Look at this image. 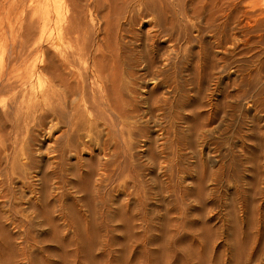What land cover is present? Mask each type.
<instances>
[{"label":"rangeland","instance_id":"1","mask_svg":"<svg viewBox=\"0 0 264 264\" xmlns=\"http://www.w3.org/2000/svg\"><path fill=\"white\" fill-rule=\"evenodd\" d=\"M92 1L0 0V86L3 80L21 77L27 67L36 68L27 81L20 79L17 89L0 94V118L11 112L15 93L20 101L37 90L63 89L40 69L47 64L42 63L44 56L66 50L70 35L59 39L60 28L68 27L74 14L63 13L62 7L65 11L80 2L91 49L101 43L96 27L104 24L102 14L109 5L97 8ZM219 4L214 21H199L206 27L199 38L196 32L183 35L173 42L175 47L159 38L156 67L149 68L147 61L133 65L129 86L135 93L124 92L134 110L127 126L146 134L130 128L119 131L116 160L108 172L97 169L107 177L102 200L89 196L90 208L78 213L89 226L80 230L86 243L78 242V231L65 229L62 220L57 240L54 231L38 225L41 217L32 209L38 205L34 191L41 169L26 167L27 152L43 164L60 161V146L68 138L66 126L56 118L42 127L31 121L29 132H17L10 125L9 131L0 132V140L8 139L6 144L12 145L0 169V264H264V0ZM120 5L124 12L115 16L113 43L118 41L124 55L136 58L138 42L132 36L119 35L117 40L118 33L132 28L142 35L145 49L152 24L146 18L132 25L130 13ZM202 47L204 60L199 54ZM159 70L166 82L157 75ZM92 91L85 100L92 99ZM159 98L167 104L156 103ZM93 101L87 104L78 97L74 101L85 114L80 129H88L86 121L96 120L98 133L91 134L100 142L88 137L94 150L86 149L81 157L106 162L110 153L100 149L112 131L113 116ZM59 102L53 104L60 109ZM33 134L37 141L26 145ZM69 161L75 164L78 157ZM7 176L14 192L5 198L2 186ZM29 181L33 187H24ZM72 191L64 194L66 202H82L83 195ZM53 215L59 220L57 213ZM74 240L80 243L77 248ZM60 242H65L64 248Z\"/></svg>","mask_w":264,"mask_h":264},{"label":"bare ground","instance_id":"2","mask_svg":"<svg viewBox=\"0 0 264 264\" xmlns=\"http://www.w3.org/2000/svg\"><path fill=\"white\" fill-rule=\"evenodd\" d=\"M220 1L221 0H93L94 7L97 8H104L105 4L109 5V9L103 11L102 14L104 24L96 27L98 28V33L96 35L99 36L101 43L97 44L94 50L91 49L87 41L86 27L81 12H79L80 2H77L72 8H66L65 6V11L62 7L63 13L71 12V15L74 14L70 16V25L68 27L66 26V28H60L63 34H61L59 39L65 37L66 34L70 35L68 43L65 45L66 50L65 52L61 51L58 56H44L42 63L46 60L47 64L44 63L40 69L42 71H48L52 81H59V85L63 89L58 93H51L46 90L39 91V93L37 90L36 93L32 92L22 97L20 101L17 99V94L15 93L10 100L12 101L11 112H5L4 117L0 118V132L9 131L8 125L13 129L16 128L17 132L23 130L29 132L31 129V121L40 124L42 127L47 124L48 121L56 118L59 120L58 124L62 123L66 126L68 138L66 145L60 146L62 149L61 153L58 152L61 158L60 161L54 162L55 164L53 162L43 164L35 158L32 152H27L29 162L26 167H30V169H41L39 188L37 191H34V193L38 195V205L33 204L32 209L37 211L38 215L41 217L38 225L54 231L57 234V240V236L58 234L60 236V231L62 230L61 223L59 222L60 220H62L65 229L78 231L77 233L80 236V238L77 236L78 242H80L79 240H85L82 238H86V236L84 237L83 235L82 237L80 230H85V228L87 229L89 226L88 224L82 223L78 213H81L86 207L90 208L87 203L89 196L97 197L99 202L102 200L101 190L104 186L103 182L105 183L107 177L104 178L99 171L108 172V167L113 163V155L116 153L118 143L121 142L118 132H123L125 128H130V130H138L143 135L146 134L143 129H136L131 125L129 127L127 126L128 121L126 119L128 116H131L132 113L134 114V110L130 109L132 106L131 102L125 99L124 92L128 90L130 95L135 93L129 86V79L134 76L133 65H137L140 61H147L148 67H156L154 50L157 48V44L159 43H157V39L159 38L164 37L166 39L164 41L173 43L174 41H179L183 35L194 32H196L194 35H198L199 38V35L203 32L204 28H206L201 26L199 21H204L206 24H210L214 21L215 6L217 3L219 4ZM120 3H123L126 12L130 13L129 19L132 25H135L138 20L141 22V20L146 18L147 20L145 21H150L152 24V26L148 28L150 38H148L147 42L145 41V49L142 48L141 44L143 42L142 35H139V33L135 32L132 28L130 30H125V28L120 29L118 33L117 40L120 39L119 35L121 39L126 38L125 36H132L134 38L133 41L135 43L138 42V47L134 48V56L136 58L131 54L128 56L124 55L121 51L122 46H118V41L117 44L113 43L112 38L114 31L112 29L116 21L115 16L124 12ZM199 18L201 19L196 20ZM131 24L130 26L133 27ZM80 41H82V44H79ZM170 46L175 47V44L173 43ZM168 48L170 49V47ZM204 49L206 50V48L202 47L199 51L200 59H203V56L206 55ZM145 51H147V53ZM88 59H90L91 66L88 65ZM82 63L85 64V66L82 67ZM35 71V67H27L23 73H20L21 77L15 80L5 78L6 80H3L0 86V94L6 95L7 93H11L22 84L20 83L22 79L27 81L29 74ZM126 74L127 77H129L127 80H125L127 77L124 78ZM157 75L161 76L162 82H166L165 74L162 70L157 71ZM2 76L3 75H1V78ZM94 84H98L97 86L99 88L97 90H95ZM90 91H92L91 94L93 95L92 99L89 100H94L93 102H96L98 106L102 105L103 108L105 107V111H110V114L113 116V121L110 117L113 127L110 129L112 131L109 132V137L107 136V139L102 140V149L99 148L105 155L110 153L106 162L98 161L99 163H96L94 161L95 158L92 159L93 157L88 160L81 157L82 152L86 151V149H91V151L94 150L90 148L91 142H87V140H89L88 137L91 138V140H96L98 144H100L97 134H91L92 131H96V120L95 122H93L92 119L88 122L86 121L88 129H80V126L84 123L85 114L80 107L81 104L74 102L77 97L83 102L89 101L85 99ZM89 96L87 98H89ZM40 97H42L43 100L39 102L38 99ZM54 100H59V104L62 102L60 109L59 106L53 104ZM155 100L156 103L161 102L164 105L167 104L164 102L166 99L161 100V98H159ZM90 102H87V104ZM90 105L95 106V104L92 103ZM96 109H98V107ZM102 109L100 108L99 111ZM81 130H83L82 133ZM146 131H148V128ZM95 133L98 132L96 131ZM83 134L86 138L82 137ZM149 139L151 144L152 139L150 137ZM6 141H8V139L0 142V169L4 164L3 160H5L4 157L6 156L5 151L8 150L12 152L11 142H9L11 145V147H9ZM31 141H37L34 134L30 142L27 141L25 144L30 145ZM56 154L55 152L54 155ZM75 156L78 157V162L73 164L69 160L71 157ZM97 169H99V171ZM107 175L109 176V174ZM9 184L10 178L8 177V182L2 186L5 198L11 197L14 192L12 186L9 188ZM6 186L8 187L6 188ZM24 187L32 188L33 185L29 181L25 182ZM53 187L55 188L54 190ZM67 190H74V192L81 193L83 196L80 201L82 202H76L75 205L67 203L64 197V194L67 195ZM53 213H57L60 217L59 220L54 217ZM0 225H2L1 221ZM64 243L65 242L61 243L63 248L65 247ZM73 243L74 245L80 244H75V240ZM89 245H86L84 248L87 250V246L88 248L90 247ZM77 246L79 245H76V248ZM66 254L67 253L64 252L62 255Z\"/></svg>","mask_w":264,"mask_h":264}]
</instances>
